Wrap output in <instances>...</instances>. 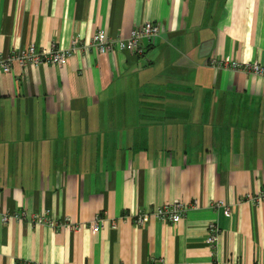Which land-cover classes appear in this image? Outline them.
<instances>
[{"label":"crops","instance_id":"1","mask_svg":"<svg viewBox=\"0 0 264 264\" xmlns=\"http://www.w3.org/2000/svg\"><path fill=\"white\" fill-rule=\"evenodd\" d=\"M146 21L141 53L90 43ZM75 39L60 66L0 71V264H264L246 198L264 189V76L210 65L264 64V0H0L2 55ZM175 201L178 222L134 223Z\"/></svg>","mask_w":264,"mask_h":264},{"label":"built area","instance_id":"2","mask_svg":"<svg viewBox=\"0 0 264 264\" xmlns=\"http://www.w3.org/2000/svg\"><path fill=\"white\" fill-rule=\"evenodd\" d=\"M160 31L158 23L146 21L140 26L131 31L129 37H117L110 38L102 30H98L91 38V45L95 47L100 53H106L117 47L120 50H126L132 53H141V42L143 39L150 41L153 37L157 36ZM79 43V40L72 41V47L68 49H62L57 46H52L51 49H37L33 45H29L25 48L11 51L9 55L4 56L0 53V71L9 73L12 69V63L14 61L19 62L21 66L31 65L37 67L43 63H49L51 65H62L75 45ZM210 65L218 69H232L236 71H243L259 76H264V64L257 61L254 62H239L230 58H211ZM254 204L264 203V189L260 190L253 196L248 195L246 197ZM215 205H220V202H215ZM188 209V205L182 201H175L173 203H164L159 205L151 213H145L138 211L132 215L133 221L136 225H144L150 217H154L160 221L176 223L181 220ZM47 214V212L45 213ZM19 217L24 220H28L32 223L46 224L50 227L57 228L59 225L55 221L47 217L46 215H25L21 214ZM2 220L5 222L8 220V215L4 214ZM105 218L98 215L93 221L89 223V229L92 232L101 230L104 227ZM60 226H68L70 229L79 231L81 224L73 223L68 218L65 219ZM208 228V243L212 244L216 241L220 230L215 222H210ZM162 263V261H160Z\"/></svg>","mask_w":264,"mask_h":264}]
</instances>
